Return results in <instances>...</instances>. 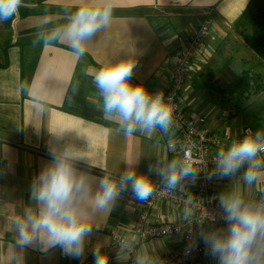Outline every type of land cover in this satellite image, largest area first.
<instances>
[{"label":"crops","instance_id":"0c3cea01","mask_svg":"<svg viewBox=\"0 0 264 264\" xmlns=\"http://www.w3.org/2000/svg\"><path fill=\"white\" fill-rule=\"evenodd\" d=\"M247 2L21 0L17 12L0 21V264H14L13 256L22 257V264H94L92 252L96 247L107 256L108 264H127L128 254L118 248L111 235L113 229L134 239L136 255L147 261L153 262L184 246L181 236L135 238L132 224L144 201L132 194L127 202L125 192L110 212L91 216L93 234L87 240L84 257L79 260L62 255L59 248L47 253L36 247L17 248L14 220L32 205V179L50 162L49 151L53 147H72L82 157L75 162L77 170L91 177L109 175L118 180L124 172L135 170L148 176L153 185H168L161 173H166L172 163L166 147L167 141L174 137L171 128L141 130L137 126L135 132L125 135L116 119L103 118L102 97L93 77L105 63L134 59L136 67L131 83L144 86L150 96L163 93L164 97L174 54L205 20L209 22V32L188 69L180 94L181 105L190 114L204 116V127L225 138L219 149L226 150L234 138L244 133L249 136L260 133V139L264 138V125H239L236 109L222 107L199 88L202 64L225 37L235 36L233 25ZM79 7L111 10L108 25L82 45L83 55L66 39L48 42L45 39L67 25ZM256 159L261 167L257 170V182L251 185L243 178L250 162H245L230 177L212 178L218 203V198L225 194H237L248 203L255 196L264 197V154L258 153ZM215 170L216 165L209 167V174ZM196 184V178L188 177L174 188L193 193ZM184 211L185 207L156 200L147 220L178 221L184 219ZM226 228V223H217L206 224L203 230ZM184 264H218V261L204 255Z\"/></svg>","mask_w":264,"mask_h":264},{"label":"clouds","instance_id":"9594fccd","mask_svg":"<svg viewBox=\"0 0 264 264\" xmlns=\"http://www.w3.org/2000/svg\"><path fill=\"white\" fill-rule=\"evenodd\" d=\"M21 0H0V21L12 17ZM111 18L108 8L79 7L67 25L54 30L45 39L56 41L66 39L70 46L83 55L82 46ZM136 61L122 60L105 63L94 74L93 82L102 97L104 119H116L125 135L137 130H151L157 126L167 128L172 118V108L164 102L163 93L150 96L142 85L131 83ZM260 133L245 136L233 142L226 150L221 148L216 156V170L206 178L230 177L245 162H250L244 173V181L251 185L258 180L260 161L257 154L264 151ZM51 160L32 179L30 201L32 205L14 220L16 247L23 250L36 247L42 253L59 248L62 255L82 259L87 240L93 234L90 222L96 213H108L115 207L122 192L130 190L137 200L145 201L153 193V184L148 176L135 170L124 172L119 179L109 175L91 177L80 172L75 166L82 159L70 146L55 147L49 151ZM164 176L170 188L176 187L183 179L195 173L190 166L178 168L174 161L169 164ZM95 184V189L93 185ZM226 229L198 232V238L205 245V253L218 264H264V203L246 202L237 194H225L219 198ZM191 216L185 208L184 218ZM195 242L186 249L191 251ZM94 264H108L107 256L100 247L93 249ZM22 257L13 256L14 264H22ZM136 264H148L137 256Z\"/></svg>","mask_w":264,"mask_h":264},{"label":"built area","instance_id":"2783aa9c","mask_svg":"<svg viewBox=\"0 0 264 264\" xmlns=\"http://www.w3.org/2000/svg\"><path fill=\"white\" fill-rule=\"evenodd\" d=\"M209 32V22L205 20L189 35L180 49L173 56V66L169 84L164 94V102L172 108V118L168 125L174 133V137L167 141L168 153L177 158L181 165L193 168L197 181L193 193H187L177 188H170L164 184H154L152 195L144 201L132 224V235L139 240L150 238H163L169 236H181L184 246L148 261V264H184L191 263L206 255L205 245L198 238V232L206 224L226 223L224 213L217 201V194L213 189V180L209 175V167L216 165V156L220 146L225 143V138L218 133L211 132L204 127L205 117L190 114L180 101V94L184 89L188 69L195 58L199 48ZM249 134H241L231 141L238 142ZM264 143V138L259 139ZM264 154V151L259 152ZM132 193L125 192L126 201L129 202ZM156 200H165L176 207L188 208L191 212L189 219L178 221H165L160 223L148 222L147 216L150 208ZM249 203H264V197L255 196ZM118 248L128 254L127 264H136V244L134 239L121 235L116 230H111ZM195 242L191 251L186 249Z\"/></svg>","mask_w":264,"mask_h":264},{"label":"rangeland","instance_id":"374dc122","mask_svg":"<svg viewBox=\"0 0 264 264\" xmlns=\"http://www.w3.org/2000/svg\"><path fill=\"white\" fill-rule=\"evenodd\" d=\"M235 36L225 37V41L202 64V78L211 86L202 87L206 96L216 99L222 107L236 109L239 125H264V64L261 59L245 46L241 35L235 31ZM238 35V36H237ZM237 36V37H236ZM248 71L251 83L248 96L237 97L236 92H221L237 81L242 71ZM243 71V72H244ZM260 78L259 90L253 79ZM201 88V87H199ZM205 88V89H204ZM200 91H203V90ZM209 92V93H207ZM250 103V104H249Z\"/></svg>","mask_w":264,"mask_h":264},{"label":"trees","instance_id":"16d2710c","mask_svg":"<svg viewBox=\"0 0 264 264\" xmlns=\"http://www.w3.org/2000/svg\"><path fill=\"white\" fill-rule=\"evenodd\" d=\"M233 26L234 30L241 35L245 46L261 59L260 63L264 64V0H248ZM243 71L240 78L232 83L229 88H222L220 91L223 93L227 91L229 94L230 92H236L237 97L240 98L241 96H248L251 89L250 76L248 71ZM253 80L256 83L254 88L258 91L260 78L255 77ZM200 84L201 88L211 86L202 78ZM171 157V162L175 161L180 164L177 158Z\"/></svg>","mask_w":264,"mask_h":264}]
</instances>
